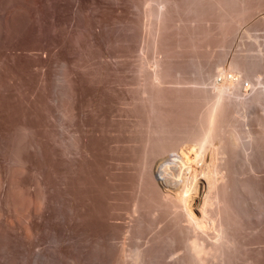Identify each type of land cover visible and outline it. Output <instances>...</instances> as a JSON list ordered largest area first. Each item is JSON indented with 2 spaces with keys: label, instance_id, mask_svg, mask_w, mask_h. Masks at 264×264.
Returning a JSON list of instances; mask_svg holds the SVG:
<instances>
[{
  "label": "rangeland",
  "instance_id": "rangeland-1",
  "mask_svg": "<svg viewBox=\"0 0 264 264\" xmlns=\"http://www.w3.org/2000/svg\"><path fill=\"white\" fill-rule=\"evenodd\" d=\"M263 13L264 0H0V164L9 139L28 129L20 180L45 192L32 224L38 251L131 264L137 248L159 249L160 264H177L180 241L167 239L165 215L154 226L147 202L162 193L152 178L172 164L161 157L157 109L167 125L189 124L201 100L187 83L215 78L234 54L247 64L243 90L264 89ZM250 234L261 240L264 229ZM250 248L264 254L263 244Z\"/></svg>",
  "mask_w": 264,
  "mask_h": 264
},
{
  "label": "bare ground",
  "instance_id": "bare-ground-1",
  "mask_svg": "<svg viewBox=\"0 0 264 264\" xmlns=\"http://www.w3.org/2000/svg\"><path fill=\"white\" fill-rule=\"evenodd\" d=\"M151 19L159 21L157 15ZM243 57L232 55L227 70L208 82L193 78L187 83L201 100L189 124L167 125L163 108L157 109L163 121L156 132L161 157L172 164L157 171L158 177L152 175L161 185L154 183L159 190L154 185L153 192L162 187V193L156 192L158 199L156 193L149 195L147 209L154 226L165 215L164 223L172 233L168 240L177 243L179 239L181 249L171 256L177 264H260L264 259L263 253L253 254L250 248L264 245V238L245 239V234L264 229V89H251L252 94L243 90L247 68ZM161 69V63L154 61L153 79L158 87L165 83ZM253 102L263 108H250ZM30 134L28 129H19L9 139V153L4 165L3 160L0 164V222L6 225L0 228V264H70L64 253L53 248L48 253L37 250L33 216L41 213L45 192L39 180L33 189L20 180L28 164L24 147L34 146ZM136 208L139 211L137 204ZM13 236L23 240L21 250ZM51 236L55 244L60 243L55 233ZM146 253L137 248L126 257L131 264H160L159 249ZM165 264L170 263L166 260Z\"/></svg>",
  "mask_w": 264,
  "mask_h": 264
}]
</instances>
